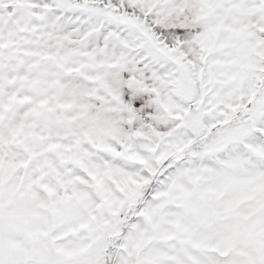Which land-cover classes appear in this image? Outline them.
<instances>
[{
    "label": "snow or ice",
    "instance_id": "obj_1",
    "mask_svg": "<svg viewBox=\"0 0 264 264\" xmlns=\"http://www.w3.org/2000/svg\"><path fill=\"white\" fill-rule=\"evenodd\" d=\"M0 264H264V0H0Z\"/></svg>",
    "mask_w": 264,
    "mask_h": 264
}]
</instances>
